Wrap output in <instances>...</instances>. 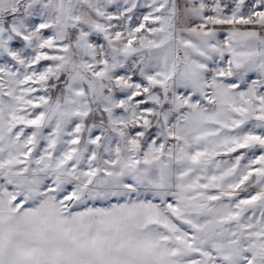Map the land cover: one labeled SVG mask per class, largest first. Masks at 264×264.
Instances as JSON below:
<instances>
[{"label": "snow or ice", "instance_id": "obj_1", "mask_svg": "<svg viewBox=\"0 0 264 264\" xmlns=\"http://www.w3.org/2000/svg\"><path fill=\"white\" fill-rule=\"evenodd\" d=\"M0 264H264V0H0Z\"/></svg>", "mask_w": 264, "mask_h": 264}]
</instances>
